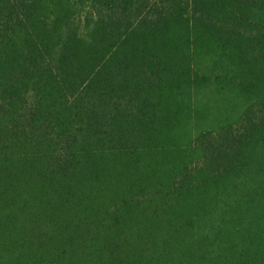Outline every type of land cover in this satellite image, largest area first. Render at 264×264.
<instances>
[{"label":"trees","instance_id":"trees-1","mask_svg":"<svg viewBox=\"0 0 264 264\" xmlns=\"http://www.w3.org/2000/svg\"><path fill=\"white\" fill-rule=\"evenodd\" d=\"M0 264H264V0H0Z\"/></svg>","mask_w":264,"mask_h":264}]
</instances>
